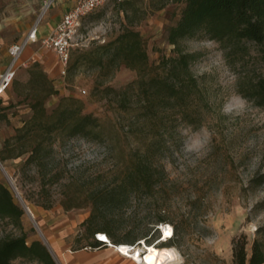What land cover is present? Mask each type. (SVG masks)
<instances>
[{
    "label": "rangeland",
    "instance_id": "obj_1",
    "mask_svg": "<svg viewBox=\"0 0 264 264\" xmlns=\"http://www.w3.org/2000/svg\"><path fill=\"white\" fill-rule=\"evenodd\" d=\"M121 1L107 0L84 17L80 26L84 49L105 43L121 32L126 23V5H121ZM132 1L137 6L135 9L128 6L127 13L135 21L141 18L135 29L145 41L149 62L158 63L163 56L172 53L167 29L179 18L184 3L169 0L160 9L148 10V0ZM48 2L0 0V40L3 43L0 56L7 52L12 42L19 40L33 24L39 23L49 13L54 0L43 12ZM181 45L185 50L199 54L191 70L206 85L212 107L202 112L200 125L173 120L159 129L160 135L142 129L131 132L130 115L118 106L115 94L102 93L100 89L103 86L98 88L96 85V81L104 80L105 85L119 89L134 80L136 71L124 65L110 75L101 76L99 68L81 64L73 78L66 76L63 79L59 75L52 78L58 71L54 65V52L32 43L22 57L26 64L16 69L13 79L25 82L28 68L36 61L43 69L49 64L51 68L47 74L53 79L58 94L46 99L47 111L54 109L62 96L73 95L84 101L85 112L93 113L104 124V138L99 141L76 136L63 144H56L60 166L64 164L68 169L62 181H67L69 175L83 176L86 178L84 189L95 193L99 191L98 184L111 183L133 161L148 158L153 175L151 190L132 193L124 204L111 206L121 215V237L131 229L132 236L147 234L148 239H143L144 243L156 244L162 234L156 229L160 223L156 219L158 215L169 213L166 222L174 228V247L179 253V259L169 264H231L234 238L244 235L248 250L255 237L264 244V182L257 187L250 183L252 178L264 174V106L253 104L238 92L241 77L245 73L261 75L264 64L256 45L249 46V54L244 61L231 63L220 43L203 32L183 39ZM46 51L50 55L43 57L41 62L38 52ZM20 99L12 88H8L0 104V151L4 140L13 135L15 128L31 114L25 103L18 104ZM134 99L135 93L130 92L126 100L131 101V108L134 107ZM152 139L157 140L150 143ZM22 162V158L7 159L3 166L30 208L56 261L62 264L47 229L51 226L55 231H66V240H72L71 248H77L88 241V234L75 217L89 213L91 207L66 211L60 203L64 188L57 183L49 191L52 207H43L36 168L28 170L27 178H24L17 171ZM98 175H101L100 179ZM0 181L11 189L15 201L20 204L1 167ZM38 211L45 212L46 220ZM176 226L181 228L180 233L176 232ZM24 232L28 242L42 241L26 212L19 223L0 217V238ZM12 264L44 263L36 259L16 258Z\"/></svg>",
    "mask_w": 264,
    "mask_h": 264
},
{
    "label": "trees",
    "instance_id": "obj_2",
    "mask_svg": "<svg viewBox=\"0 0 264 264\" xmlns=\"http://www.w3.org/2000/svg\"><path fill=\"white\" fill-rule=\"evenodd\" d=\"M167 1L148 0L147 9H160ZM171 1H183L184 5L177 21L167 29V41L173 46L172 53L163 56L158 63L149 62L145 41L135 29L141 18L135 21L127 13L128 6L134 9L137 6L132 0L120 2L126 5V23L115 38L90 49L81 47L70 52L68 78L75 76L81 64L99 68L101 76L112 74L121 65L136 71L137 77L119 89L105 85L104 80L96 81L98 88L103 86L100 91L114 93L118 106L130 115L128 123L131 132L142 129L160 135L159 129L173 120L198 126L201 124L202 112L211 109L206 85L191 70L199 54L185 50L181 45L183 39L203 32L220 43L226 58L234 64L244 61L249 54V46L256 45L258 56L264 64V0ZM241 79L238 92L253 104L264 106V72L258 76L245 73ZM9 88L21 97L18 104L25 103L31 114L23 120L21 126L15 128L13 135L4 140L0 151L1 163L7 159L22 158L23 162L17 171L24 178H27L28 170L36 168L41 204L45 208L53 205L49 191L54 183L64 188L60 203L66 211L90 206L87 218L81 223L88 238L96 233H105L117 245H139L138 241L147 240V234L132 236L131 229L121 237V215L114 212L111 206L124 204L132 193L151 190L153 175L148 158L133 161L111 183L98 184L96 187L99 191L95 193L84 189L86 178L83 176L69 175L67 181H62L68 169L64 164L60 166L61 160L56 157V144H63L76 136L88 141H99L104 138L103 122L93 113L85 112L84 101L73 95L62 96L57 106L47 111L46 99L58 94V90L53 79L37 61L28 68V79L25 82L13 79ZM130 92L135 93L133 108L131 101L126 100ZM2 100L0 98V104ZM130 109L133 110L130 112ZM156 140L152 139L150 143ZM97 178L100 179L101 175ZM263 182L264 174L250 180L252 187ZM24 213L11 189L0 181V217L19 223ZM169 216V213H164L158 215L156 220L169 223L166 222ZM176 232H181L179 226H176ZM90 245L100 247L105 244L95 240ZM159 245L174 246V238ZM16 258L57 264L46 245L39 239L28 242L25 232L0 238V264H12ZM231 264H264L263 242L255 237L248 250L244 235L234 238Z\"/></svg>",
    "mask_w": 264,
    "mask_h": 264
},
{
    "label": "built area",
    "instance_id": "obj_3",
    "mask_svg": "<svg viewBox=\"0 0 264 264\" xmlns=\"http://www.w3.org/2000/svg\"><path fill=\"white\" fill-rule=\"evenodd\" d=\"M52 1L53 0H49V2L46 3L47 7L50 5V3H52ZM106 2L107 0H75L74 5L63 13L62 18L54 27V29H52V31L46 37L40 40V46L42 48L51 50L55 53L59 64V77L64 79L67 76V66L71 50L84 46L83 36L80 34V26L82 20L84 19V17L93 13L99 7L103 6ZM37 41V25H34L22 43H13L9 47L11 61L6 69L0 74V98H4V93L11 85L16 72L17 62L25 46L28 43H34ZM82 92L85 93V90H82ZM169 225L171 224L160 223L157 225V228L162 232V226ZM95 236L96 240L101 241L105 245H110V240L106 237L105 233H96ZM161 237L162 235L159 236L160 239ZM173 237L174 228L171 225V235L163 241L159 240L156 244L166 242ZM138 242L143 245V240H140ZM129 245L130 247L138 246L131 244ZM120 247L121 246H118L117 249L121 253H123L120 250Z\"/></svg>",
    "mask_w": 264,
    "mask_h": 264
},
{
    "label": "crops",
    "instance_id": "obj_4",
    "mask_svg": "<svg viewBox=\"0 0 264 264\" xmlns=\"http://www.w3.org/2000/svg\"><path fill=\"white\" fill-rule=\"evenodd\" d=\"M74 3L75 0H54L53 6L49 11V13H47V15H45L44 18H41L39 20L40 21L39 23L33 24L28 29L27 33L23 35L19 40L12 42L8 46L7 52H5L4 55L0 56V74L6 69V67L11 61V56L9 54V47L13 43H22L27 37L29 31L32 29V27L34 25H37L38 41L34 43L40 44V40L46 37L52 31V29H54V27L62 18L63 13L69 8H71L74 5ZM2 44L3 43L0 40V46ZM31 44L32 43H28L25 46L17 62V68L20 65L26 64V60H23L22 57L24 52L30 47ZM38 53L40 54V58H42L41 62H43V57H48L50 55L48 51H46L45 53L44 52L42 53L38 52ZM54 65L57 66L58 71L52 76V78H54V76H57L59 74V64L56 55H55ZM50 68L51 66L49 64H47V66L44 67L46 72H50L49 71ZM38 214L40 215V217L42 216L43 219L46 220L47 216L44 211H38ZM88 214L89 213L87 212L79 214L75 217V219L79 224H81L87 218ZM47 232L48 235H50V237L53 238L54 249L58 253L62 264H139L133 258L121 253L117 249V244H114L111 241H110V245L93 247L90 244L96 240V236L95 237L91 236L88 238V241L82 243L79 247L72 249L71 248L72 240L71 239L66 240L65 238L66 231L64 230L55 231V229L50 226L47 229Z\"/></svg>",
    "mask_w": 264,
    "mask_h": 264
},
{
    "label": "bare ground",
    "instance_id": "obj_5",
    "mask_svg": "<svg viewBox=\"0 0 264 264\" xmlns=\"http://www.w3.org/2000/svg\"><path fill=\"white\" fill-rule=\"evenodd\" d=\"M46 8L47 6L43 9V12L46 10ZM162 229V237L160 239L161 241L167 239L171 235V225L162 226ZM118 246H121L120 250L125 255L133 258L140 264H169L179 259V253L174 246L146 244L144 241L143 246L138 245L135 247H130L129 244H121L117 245V248Z\"/></svg>",
    "mask_w": 264,
    "mask_h": 264
},
{
    "label": "water",
    "instance_id": "obj_6",
    "mask_svg": "<svg viewBox=\"0 0 264 264\" xmlns=\"http://www.w3.org/2000/svg\"><path fill=\"white\" fill-rule=\"evenodd\" d=\"M0 167H1V169L3 170V172H4V174H5V176H6L7 180H8V182L10 183V185H11V187H12V189L14 190V192H15V194H16V197H18V200H19V202H20V205L22 206V208L24 209V211H25V212H26V213L32 218L34 224L36 225V228H37V230H38V232H39V234H40V236H41V238H42L43 243H44V244L46 245V247L48 248V250H49V252L51 253V255H52L53 259L55 260V262H56L57 264H59V263L56 261V259H55L54 255H53V253L51 252V250H50V248H49V245H48V242H47V240H46L44 234L42 233V231H41V229L39 228L38 224H37L36 221L34 220V216H33L32 212L30 211V208L28 207V205L26 204L25 200H24V199L22 198V196L20 195V193H19V191H18L16 185L14 184V181L12 180V177H11V176L8 174V172L5 170V168H4L3 164L1 163V161H0Z\"/></svg>",
    "mask_w": 264,
    "mask_h": 264
}]
</instances>
